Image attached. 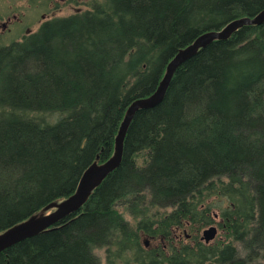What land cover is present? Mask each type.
Masks as SVG:
<instances>
[{
  "label": "trees",
  "instance_id": "trees-1",
  "mask_svg": "<svg viewBox=\"0 0 264 264\" xmlns=\"http://www.w3.org/2000/svg\"><path fill=\"white\" fill-rule=\"evenodd\" d=\"M262 10L264 0H100L0 46V233L112 156L126 109L179 50ZM212 225L220 235L204 244ZM144 236L167 245L146 249ZM96 250L105 264H264V24L178 68L163 102L134 116L119 168L0 264H101Z\"/></svg>",
  "mask_w": 264,
  "mask_h": 264
},
{
  "label": "water",
  "instance_id": "water-1",
  "mask_svg": "<svg viewBox=\"0 0 264 264\" xmlns=\"http://www.w3.org/2000/svg\"><path fill=\"white\" fill-rule=\"evenodd\" d=\"M263 24L264 10L253 17L233 20L221 29L207 31L196 37L188 46L179 50L167 63L162 79L154 92L146 97L136 99L126 109L114 139L112 156L102 163L94 162L91 164L82 173L75 191L69 197L59 203L49 204L28 220L0 233V253L39 233L54 228L82 208L93 191L112 172L119 168L123 158L125 137L134 116L139 111L154 109L163 102L172 78L178 68L194 57L199 50L210 45L212 42L227 40L232 34L244 26H260ZM216 236L217 228L215 226H209L203 230L200 241L204 242V244H209Z\"/></svg>",
  "mask_w": 264,
  "mask_h": 264
},
{
  "label": "rangeland",
  "instance_id": "rangeland-1",
  "mask_svg": "<svg viewBox=\"0 0 264 264\" xmlns=\"http://www.w3.org/2000/svg\"><path fill=\"white\" fill-rule=\"evenodd\" d=\"M95 1L100 0H0V46L21 41L24 36L36 32L40 25L47 20L82 13L90 9L91 4ZM126 218L128 217L126 216ZM215 219L218 221L217 218ZM212 226L217 228L215 241L220 235V231L217 225ZM206 228L199 233V239ZM175 233V238L178 241L186 243L191 239L187 231L179 230ZM141 243L146 249L167 245L163 240L145 236L141 238ZM94 253L101 264H105L104 250H96Z\"/></svg>",
  "mask_w": 264,
  "mask_h": 264
}]
</instances>
